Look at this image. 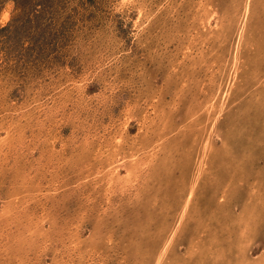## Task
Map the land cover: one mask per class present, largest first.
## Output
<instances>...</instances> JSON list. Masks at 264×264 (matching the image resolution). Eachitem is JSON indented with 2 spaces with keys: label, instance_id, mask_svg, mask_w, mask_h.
I'll list each match as a JSON object with an SVG mask.
<instances>
[{
  "label": "rangeland",
  "instance_id": "1",
  "mask_svg": "<svg viewBox=\"0 0 264 264\" xmlns=\"http://www.w3.org/2000/svg\"><path fill=\"white\" fill-rule=\"evenodd\" d=\"M0 264H264V0H0Z\"/></svg>",
  "mask_w": 264,
  "mask_h": 264
},
{
  "label": "bare ground",
  "instance_id": "2",
  "mask_svg": "<svg viewBox=\"0 0 264 264\" xmlns=\"http://www.w3.org/2000/svg\"><path fill=\"white\" fill-rule=\"evenodd\" d=\"M225 190V189H224ZM181 217V216H180Z\"/></svg>",
  "mask_w": 264,
  "mask_h": 264
}]
</instances>
